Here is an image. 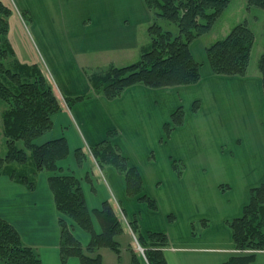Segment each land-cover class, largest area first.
Listing matches in <instances>:
<instances>
[{
	"label": "crops",
	"instance_id": "0c3cea01",
	"mask_svg": "<svg viewBox=\"0 0 264 264\" xmlns=\"http://www.w3.org/2000/svg\"><path fill=\"white\" fill-rule=\"evenodd\" d=\"M0 1L11 10L8 39L15 56L21 63L36 64L35 58H20L16 44L9 37L13 26L22 30L23 15L29 19L33 54L38 51L43 57L63 104L62 110L51 118L52 129L35 144L65 138L69 155L58 163V174L72 175L81 181L88 209H98L115 196L124 215L129 220L137 219L142 234L167 235L169 246L164 249L167 264H223L234 255L236 251L226 223L241 216L250 190L264 181V145L255 137L260 134L264 140L261 76L214 75L208 63L204 66L199 62L205 61V47L201 46L200 60L194 57L193 48L198 39L191 44L192 55L201 66L197 84L161 89L137 85L127 88L114 100L94 96L69 108L66 97L91 92L88 77L96 64L108 61L112 66L122 67L134 63L149 43L152 13L143 0ZM25 46L30 50L27 41ZM36 65L42 69L40 64ZM195 102L200 105L196 113L192 111ZM182 105L185 106L183 125L160 143L165 135V123ZM109 131H117L112 141L122 147L119 146L123 155L140 173L143 192L156 201L157 211L129 198L124 178L113 167L106 168L103 184L88 160L77 165L74 152L94 147L104 141ZM221 137L237 153L233 159L221 151ZM240 138L247 140V144L251 140L255 146H246ZM203 145L207 147L206 153ZM151 150L159 152V159L149 160ZM174 160L185 163L180 178L172 168ZM52 175L41 172L34 191L0 177V218L12 224L22 241L37 251L42 264H61L57 224L60 215L48 187ZM227 182L233 187L229 193L221 191V185ZM168 215L177 220L169 222ZM197 219L211 222L215 229L207 225L201 237L194 238L190 224ZM93 224L98 232L95 220ZM73 234L82 245L88 244V234L79 228H74ZM118 241L120 258L102 249L99 251L102 264H131L130 251L135 247L126 230ZM223 242L227 246H221ZM66 264L81 263L71 258ZM251 264H264V251L256 252Z\"/></svg>",
	"mask_w": 264,
	"mask_h": 264
},
{
	"label": "trees",
	"instance_id": "16d2710c",
	"mask_svg": "<svg viewBox=\"0 0 264 264\" xmlns=\"http://www.w3.org/2000/svg\"><path fill=\"white\" fill-rule=\"evenodd\" d=\"M153 15L148 28L149 43L142 48L139 60L122 67L110 65L106 70L89 75L91 92L78 97H66L69 108L94 96L108 100L119 98L129 87L141 85L149 89L173 88L197 84L201 79L200 64L194 59L191 44L207 35L222 16L231 0H143ZM248 7L264 10V0H247ZM11 10L0 1V102L2 135L6 152L0 156V177L34 191L41 172L53 173L48 187L59 213V256L61 264L76 258L81 264H102V249L112 251L120 258L118 237L125 230L132 234L143 253L131 249V264H167L164 249L169 246L166 234H142L137 219H125L110 201L90 211L86 205L81 181L72 175L58 174L59 162L69 155L65 138L37 145L35 141L52 129L51 118L63 108L54 86L36 64L21 63L8 39ZM161 21L173 24L177 32L165 30ZM254 35L245 24L236 25L228 35L205 48L211 71L217 76L245 77L253 48ZM264 93V39L263 53L258 63ZM200 108L193 103L192 111ZM184 111L179 107L164 125L165 138L183 125ZM264 120V112H263ZM113 134L109 132V135ZM22 142L23 147H18ZM98 167H113L124 178L126 194L138 202H145L156 211V202L142 194L143 182L135 167H130L119 150L108 141H101L89 151ZM78 166L88 155L83 149L74 152ZM172 168L180 178L184 166ZM88 180V177L86 178ZM99 231H95L93 221ZM172 221V217H169ZM227 227L236 253L223 264H251L255 253L264 251V181L249 193V201L241 216L228 221ZM207 227V221H202ZM74 228L88 233L87 245L73 234ZM194 235V232H192ZM250 253H245V252ZM0 264H42L37 251L26 245L18 231L0 218Z\"/></svg>",
	"mask_w": 264,
	"mask_h": 264
},
{
	"label": "rangeland",
	"instance_id": "374dc122",
	"mask_svg": "<svg viewBox=\"0 0 264 264\" xmlns=\"http://www.w3.org/2000/svg\"><path fill=\"white\" fill-rule=\"evenodd\" d=\"M22 18H23V20L25 22V23H22V30L20 28L16 27V26H13L11 28V33H10L9 37H11L12 40H13V42L16 44V46H17V52H19L20 58H27V60H33L35 58L36 64H40V66L44 70L46 76H49L48 71L46 70V67L44 65L43 57L40 56L37 53L38 51H36L37 54L36 53L33 54V50L31 49L29 40L32 41V37L30 35V30H29V22H28L29 19L26 16H23V15H22ZM241 23L247 25L248 28L252 31V33L254 35V43H253V48L251 50V57H250V63H249L248 73L250 75H252V74L260 75L259 74V69H258V63H259L260 56L263 53L264 10L259 9V8H256V7H248L247 0H231L230 1L229 5L225 9L224 13L215 22V24L211 28L210 32L207 35H205L202 38H200V40L196 41V46H194V48H193V50H194L193 53H194L195 59L200 60V58H201V53H200L201 51H200V49L202 47H205V48L206 47H209L212 44H214L215 42H217L219 40H222L223 38H225L228 35V33L236 25L241 24ZM160 24L162 25V27L165 30L172 31L173 33H176L177 32V28L173 24H169V23L164 22V21H161ZM23 32H24V34H23ZM25 41H27L28 47L32 51V54H31L30 50H28V48L25 46ZM204 56H205V61H199V62H203L202 64L205 66L206 63H208V61H207V58H206V54L205 53H204ZM139 57H140V55H138L134 59L133 62H136L137 60H139ZM25 63L26 64H31L32 62H26L25 61ZM128 64H130V63H128ZM110 65H111V63L108 62V61H101V63L96 64L91 70H93L92 71L93 73H95V72H101V71L106 70ZM87 74H89V73L87 72ZM48 80H49V82L51 84L53 83V81H52V79H51L50 76L48 77ZM54 87H55V85H54ZM5 107H6L5 104L3 102H0V156H3L5 154V152H6L4 138H3V135H2V124H1V113L5 109ZM181 108L185 112V106L182 105ZM109 132H112L113 134L109 135ZM109 132H107V135H106V137H105L104 140L105 141H108L113 147L117 148L119 150V152L121 153V155L126 158V156L123 155V153H122V150H121L122 147L119 145L121 147L120 148L117 144H114L113 141H112L114 138L117 137V131H109ZM172 133H173V131L171 132V134ZM171 134H170V136H171ZM255 137L258 138V140H259V142H260L261 145H264V140H262L260 134L259 135L256 134ZM240 139L242 140V142H244V144L246 146L247 145L255 146V143L252 144L251 143V140H249V143L247 144L246 143L247 140H244L243 141L242 138H240ZM166 140L167 139L165 138V135H164V138L160 140V143H162V142H164ZM221 141H222V144H223L221 146V148H220L221 151H223V153H227V155L231 159H233L235 157L233 155L234 154L237 155V153H235L229 147L228 144H225L226 142L222 139V137H221ZM242 144L243 143H241V146H242ZM256 145H258V144H256ZM207 146L209 148V153H212L211 152L212 147H210L209 143H208ZM18 147H23V143L22 142H19L18 143ZM152 149H154V148H152ZM89 151H90V149H85V152L88 155L87 156L88 157L87 160L89 161V163H91L93 169L95 170V175H96L97 179L99 180V182L105 184L106 183V178L105 177L107 175V170H106L107 167L105 168L104 165L102 166V168L98 167V165L96 164L95 160H93L92 155H91V153ZM206 151H207V147L204 146V153H206ZM157 152L155 150H151L150 151V153H149V160L151 162L154 161V160H156L157 157L159 159V152H158V155H157ZM230 154L232 156H230ZM126 160L128 162V165L131 167V165L129 163V160L127 158H126ZM174 162L177 163V165L179 166V168H181L185 164L183 161L181 162L179 160H174L173 163ZM207 172H210V169L209 168L207 169ZM175 174H176V172H175ZM222 176H223V174L220 177H222ZM216 177L217 176H214V178H216ZM87 183L90 184L91 182L88 181ZM221 188H222L221 191H225L226 193H229L230 191L233 190L232 185H230L228 182L227 183H223L221 185ZM142 194L143 195H146L143 191H142ZM147 197H149V196H147ZM111 203L115 207L116 211H119L120 214H121V212L124 214V212L120 208V203L118 202V199L115 196L114 197H111ZM139 203H140V205L142 204L141 206H147V203H145V202H139ZM156 205H157V203H156ZM122 206L123 205H122V201H121V207ZM147 208H148V206H147ZM157 210H158V206H157ZM169 217H172V221L169 220ZM175 219L177 220V218H175ZM175 219H174V216L168 215V221L169 222H173ZM202 221H203V219H197V220L193 221L190 224V230L192 232H194V235H193L194 238H198L199 236L201 237V235L204 233L203 231H204L205 228L202 227ZM207 225H208V227L209 226L210 227L212 226L211 222H207ZM226 226H227V224H226ZM213 227L214 226H212V228ZM213 229H215V228H213ZM126 232L130 235L131 241L133 242V245L135 247V251H137V248L138 247L136 245V242H135L134 238H132V236H131V234H130V232L128 230H126ZM263 232H264V229H263ZM84 233H86V232H84ZM86 234H88V233H86ZM221 246H227V245H226L225 242H223L221 244ZM245 253H250V252L247 251Z\"/></svg>",
	"mask_w": 264,
	"mask_h": 264
},
{
	"label": "built area",
	"instance_id": "2783aa9c",
	"mask_svg": "<svg viewBox=\"0 0 264 264\" xmlns=\"http://www.w3.org/2000/svg\"><path fill=\"white\" fill-rule=\"evenodd\" d=\"M138 247V250L141 252V253H143V250L139 247V246H137Z\"/></svg>",
	"mask_w": 264,
	"mask_h": 264
}]
</instances>
